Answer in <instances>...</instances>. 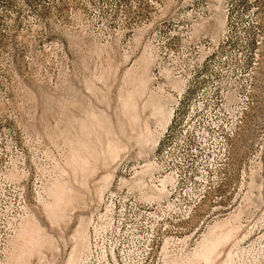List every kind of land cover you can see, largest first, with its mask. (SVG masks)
Wrapping results in <instances>:
<instances>
[{
  "label": "rangeland",
  "instance_id": "374dc122",
  "mask_svg": "<svg viewBox=\"0 0 264 264\" xmlns=\"http://www.w3.org/2000/svg\"><path fill=\"white\" fill-rule=\"evenodd\" d=\"M0 264H264V0H0Z\"/></svg>",
  "mask_w": 264,
  "mask_h": 264
},
{
  "label": "built area",
  "instance_id": "2783aa9c",
  "mask_svg": "<svg viewBox=\"0 0 264 264\" xmlns=\"http://www.w3.org/2000/svg\"><path fill=\"white\" fill-rule=\"evenodd\" d=\"M182 131H183V133H184V134H183V137L186 136L188 130H182Z\"/></svg>",
  "mask_w": 264,
  "mask_h": 264
}]
</instances>
